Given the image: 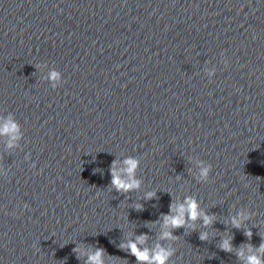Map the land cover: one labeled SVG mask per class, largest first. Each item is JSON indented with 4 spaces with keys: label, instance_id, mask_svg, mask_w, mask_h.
Masks as SVG:
<instances>
[{
    "label": "water",
    "instance_id": "1",
    "mask_svg": "<svg viewBox=\"0 0 264 264\" xmlns=\"http://www.w3.org/2000/svg\"><path fill=\"white\" fill-rule=\"evenodd\" d=\"M9 119L0 264H140L141 234L166 264L264 259V0H0ZM127 158L139 187L117 191ZM188 197L212 222L165 228Z\"/></svg>",
    "mask_w": 264,
    "mask_h": 264
},
{
    "label": "clouds",
    "instance_id": "2",
    "mask_svg": "<svg viewBox=\"0 0 264 264\" xmlns=\"http://www.w3.org/2000/svg\"><path fill=\"white\" fill-rule=\"evenodd\" d=\"M52 79L58 78L59 74L55 71H53L50 74ZM18 125L12 121L11 119L7 120L3 125H0V135H9L10 141L9 146H11L12 142L17 139V132H18ZM124 163L127 165L125 171L127 172L128 176L131 177L130 180H125L122 178L121 173L117 171L115 165L116 161H113V166L111 168V174H112V186L117 191H130L132 189L139 187V181L134 178V172L135 169L138 166V161L135 158H127ZM209 172V168H203L201 169V175L203 177H207ZM154 195V193H148L147 198H151ZM173 213H175L173 215ZM242 215V214H241ZM203 218V223L205 226L210 224L213 220V217L201 212L199 210L198 202L191 197L185 198V202L179 204L178 206L173 204L170 205V211L168 214H165L163 216V226L165 228H179L183 227L187 220L195 221L198 218ZM233 225L235 227L240 226V221L233 218ZM246 236L249 238L251 237L252 233L251 231H247L245 233ZM171 232L164 231L161 234V238H170ZM201 239L207 238V233L201 234ZM146 240V234H141L137 237L136 241H129L126 245V247L131 251V253L136 257L137 261L140 262V264H143V262H147V264H166L167 259L171 255V252L169 250H165L158 246L156 250H149V249H141L138 247V244H143ZM221 247L226 251H231V243L230 240L226 239L223 241ZM259 251L261 253H264V243H262L259 246ZM238 255L243 256V251L239 252ZM103 256V249H97L96 252L88 257V261L86 264H103L102 260ZM246 264H264V259H261L258 255H249L247 257Z\"/></svg>",
    "mask_w": 264,
    "mask_h": 264
}]
</instances>
